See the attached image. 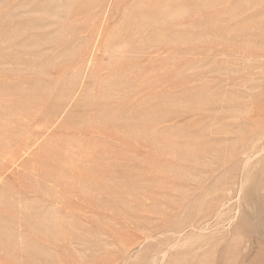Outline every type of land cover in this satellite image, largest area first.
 <instances>
[{"label":"rangeland","instance_id":"1","mask_svg":"<svg viewBox=\"0 0 264 264\" xmlns=\"http://www.w3.org/2000/svg\"><path fill=\"white\" fill-rule=\"evenodd\" d=\"M0 264H264V0H0Z\"/></svg>","mask_w":264,"mask_h":264}]
</instances>
